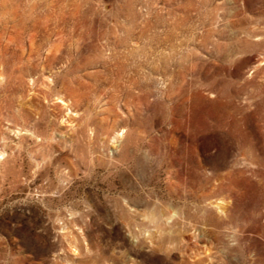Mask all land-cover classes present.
I'll use <instances>...</instances> for the list:
<instances>
[{"label":"rangeland","instance_id":"374dc122","mask_svg":"<svg viewBox=\"0 0 264 264\" xmlns=\"http://www.w3.org/2000/svg\"><path fill=\"white\" fill-rule=\"evenodd\" d=\"M0 264H264V0H0Z\"/></svg>","mask_w":264,"mask_h":264},{"label":"bare ground","instance_id":"6f19581e","mask_svg":"<svg viewBox=\"0 0 264 264\" xmlns=\"http://www.w3.org/2000/svg\"><path fill=\"white\" fill-rule=\"evenodd\" d=\"M257 69H259V68H257ZM259 71H260V70H259ZM259 74H260V73H259ZM262 88H263V87H262ZM212 204H214V203H212ZM226 206H227V205H226ZM219 207H220V208H223L222 210H224V207H223V206L219 205ZM227 209H228V208H227ZM219 210H220V209H219ZM220 211H221V210H220ZM220 211H219V212H220ZM224 216H225V215H224ZM226 216H227V215H226ZM227 218H228V217H227ZM215 227H216V226H215Z\"/></svg>","mask_w":264,"mask_h":264}]
</instances>
